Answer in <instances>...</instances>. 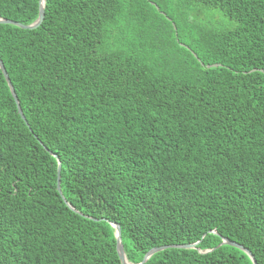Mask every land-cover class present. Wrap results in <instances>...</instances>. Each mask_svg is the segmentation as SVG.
<instances>
[{
    "label": "trees",
    "instance_id": "obj_1",
    "mask_svg": "<svg viewBox=\"0 0 264 264\" xmlns=\"http://www.w3.org/2000/svg\"><path fill=\"white\" fill-rule=\"evenodd\" d=\"M0 60V264H122L110 222L134 264H264V0H45Z\"/></svg>",
    "mask_w": 264,
    "mask_h": 264
},
{
    "label": "water",
    "instance_id": "obj_2",
    "mask_svg": "<svg viewBox=\"0 0 264 264\" xmlns=\"http://www.w3.org/2000/svg\"><path fill=\"white\" fill-rule=\"evenodd\" d=\"M44 1L45 0H39V12H38V17L36 18V20L29 24V25H22V24H19V23H16V22H12V21H8V20H5V19H2L0 18V23H12V24H15L21 28H24V29H33V28H36L40 25L42 19H43V16H44ZM0 69L9 85V88H10V91L12 93V96L16 102V105H17V111L20 115V117L25 121L26 123V120H25V117L23 115V112L20 108V105H19V102H18V99L16 97V94L14 93V90H13V87L12 85L10 84V80L8 78V75L5 71V68L2 64V61L0 60ZM59 169H60V165L58 163V167H57V190H58V193L62 196L61 194V191H60V187H59ZM63 198V197H62ZM64 199V198H63ZM65 203L66 200H64ZM110 225L114 228V236H115V250H116V254L119 258V260L122 262V264H133L131 262H129L127 259H126V256H125V253H124V249H123V244L121 242V236H120V228L118 226V224L114 223V222H110ZM197 244L196 243H190V244H173V245H163V246H159V247H154L150 250H148L140 263L138 264H143L152 254H154L155 252H158V251H161V250H164L166 248H183V249H193L195 248V245ZM221 244H228V245H231L233 247H236V248H239L241 249L242 251H244L252 260L253 264H256L255 260H254V257L253 255L246 249L244 248L243 246L239 245L238 243L236 242H233V241H230L226 238H223ZM202 252H206V251H202Z\"/></svg>",
    "mask_w": 264,
    "mask_h": 264
},
{
    "label": "bare ground",
    "instance_id": "obj_3",
    "mask_svg": "<svg viewBox=\"0 0 264 264\" xmlns=\"http://www.w3.org/2000/svg\"><path fill=\"white\" fill-rule=\"evenodd\" d=\"M222 242V241H221ZM134 264V263H133Z\"/></svg>",
    "mask_w": 264,
    "mask_h": 264
}]
</instances>
